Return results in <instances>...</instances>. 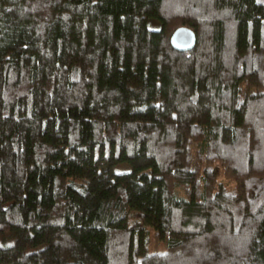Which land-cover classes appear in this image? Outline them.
Wrapping results in <instances>:
<instances>
[{
  "label": "trees",
  "instance_id": "obj_1",
  "mask_svg": "<svg viewBox=\"0 0 264 264\" xmlns=\"http://www.w3.org/2000/svg\"><path fill=\"white\" fill-rule=\"evenodd\" d=\"M0 264H264V0H0Z\"/></svg>",
  "mask_w": 264,
  "mask_h": 264
},
{
  "label": "water",
  "instance_id": "obj_2",
  "mask_svg": "<svg viewBox=\"0 0 264 264\" xmlns=\"http://www.w3.org/2000/svg\"><path fill=\"white\" fill-rule=\"evenodd\" d=\"M195 35L186 28L176 29L170 36L169 43L172 49L177 52H189L195 46Z\"/></svg>",
  "mask_w": 264,
  "mask_h": 264
},
{
  "label": "rangeland",
  "instance_id": "obj_3",
  "mask_svg": "<svg viewBox=\"0 0 264 264\" xmlns=\"http://www.w3.org/2000/svg\"><path fill=\"white\" fill-rule=\"evenodd\" d=\"M147 28L150 29V30H157L159 28V23L158 21L156 20H149L147 22ZM125 169L124 168H121L120 170L118 171H124ZM219 181L226 184V185H232V182L229 181L225 176H220L219 178Z\"/></svg>",
  "mask_w": 264,
  "mask_h": 264
}]
</instances>
